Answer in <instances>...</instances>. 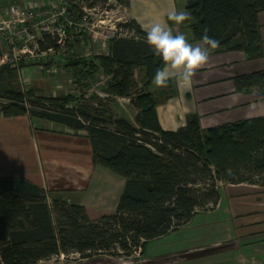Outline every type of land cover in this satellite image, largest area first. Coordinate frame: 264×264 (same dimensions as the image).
I'll list each match as a JSON object with an SVG mask.
<instances>
[{"label": "trees", "instance_id": "16d2710c", "mask_svg": "<svg viewBox=\"0 0 264 264\" xmlns=\"http://www.w3.org/2000/svg\"><path fill=\"white\" fill-rule=\"evenodd\" d=\"M185 11L195 42H202L208 29L220 51L243 50L250 58L263 57L264 0H186ZM120 27L125 37L109 40L107 55L69 59L63 66L76 69L80 85L102 73L109 79L101 88L106 97H42L36 88H21L23 75L18 76L14 65L0 66V99L6 100L0 115H31L86 131L93 165L126 180L117 211L93 220L85 207L61 196L50 201L44 189L26 179L0 178V264H38L61 254H77L82 260L100 255L128 259L139 250L144 255L151 241L187 225L209 204L217 205L220 183L264 188V116L208 129L191 116L178 131H164L158 102L150 92L164 62L153 54L135 21ZM72 31L79 43L82 34ZM40 46L43 51L62 48L50 36ZM26 66L22 60L21 70ZM137 71L143 72L141 85ZM233 80L236 92L264 98V70ZM117 98L130 99L136 107L135 123L112 116L107 102Z\"/></svg>", "mask_w": 264, "mask_h": 264}, {"label": "crops", "instance_id": "0c3cea01", "mask_svg": "<svg viewBox=\"0 0 264 264\" xmlns=\"http://www.w3.org/2000/svg\"><path fill=\"white\" fill-rule=\"evenodd\" d=\"M39 1L46 3L48 0ZM30 2L34 1L0 0V13L5 12L11 4L16 3L26 7ZM120 2L127 20L135 21L143 32L146 33L145 27L149 23L159 21L167 23L174 34L183 33L189 43L201 44L200 41H194L192 31L185 22L176 25L167 18V13L172 8L185 11L186 0H121ZM260 35L263 57L250 58L243 50L220 51L219 48L211 51L209 63L196 72L190 85L180 84L175 78L170 79L168 86L164 88H157L153 84L150 92L158 102L157 113L162 129L176 132L186 126L191 116L199 118L202 129L263 117L264 98L254 93L236 92L233 80L239 75L264 70V13L260 17ZM107 54L89 52L86 59ZM15 67L19 77L23 75V78H28L27 69L22 71L20 63ZM52 72L56 71L52 70ZM121 100L125 99L117 98L107 102L112 116L124 117L135 123L138 112L136 107L132 105L134 115L129 117L121 108L113 104V102L120 103ZM32 119L29 115L17 118L18 122L27 121L25 126L30 130L29 132L23 133V128L9 132L8 128L0 135V178L26 179L44 189L49 195V200L61 196L69 204L85 207L93 220L106 214H114L124 193L126 180L106 168L93 165L92 148L87 132L74 131L48 121H41L42 125L39 124L37 128L34 124L37 122ZM44 125L45 127H42ZM254 188L264 202V188L260 185L220 183V199L217 205L209 204L198 213L221 208L225 189L231 195H238L247 192L244 189ZM239 190L242 192L235 194V191ZM226 201H228L227 196ZM231 205L234 210L242 208V211H246L240 214L245 217L239 216L244 222L239 236H242V240H247L255 250L247 254L252 256L245 257L246 264H254L255 258L259 259V264H264V208L255 202L247 201L240 203L234 200ZM230 214L233 220V215ZM185 226L151 241L146 250L147 252L149 249V253L143 256V260H134L133 264H143L145 261L147 264H209L210 256L207 254L205 258H201L198 249L194 247L197 238L182 234L186 229ZM235 246L234 244L232 247ZM163 249L169 259L161 256L160 252ZM116 263L118 262L112 256L100 255L72 264Z\"/></svg>", "mask_w": 264, "mask_h": 264}, {"label": "rangeland", "instance_id": "374dc122", "mask_svg": "<svg viewBox=\"0 0 264 264\" xmlns=\"http://www.w3.org/2000/svg\"><path fill=\"white\" fill-rule=\"evenodd\" d=\"M33 1L37 2L39 0ZM106 3V0H83L76 5V7L80 10L81 8L90 10L93 7L98 6L100 7V9H107L108 11V13H104L101 18H95L93 15L89 16L87 13L88 19L85 25L88 29L84 27V32L80 30L82 36L78 38L80 40L79 43L75 42V40L77 39L75 36L76 33L72 31L69 35H67V39H64L65 43L62 45V48L58 49V51L49 53L45 57L33 58L31 55H27L24 58V62L27 65L26 77L28 78H23V76L20 78L19 81L22 89L26 90L30 88H36L38 93L40 94L39 96L42 97L65 95H84L85 98H89L87 96L91 95L106 97V95L101 92V88L109 81V79L106 78L102 73L96 75L95 79L86 81V83L83 81V83L80 85L77 83L78 77L75 71L76 69L63 67L69 63H67L69 59H86L88 57H86V55L89 52H93L94 54H107L108 42L111 37L114 38L118 35L125 37V29L122 32H115V30H110L111 26L113 27V25H116V27L118 28V25L120 24L121 26V24L123 23L117 21L120 15H118L117 17L114 15L115 7L112 4L107 6ZM99 19H103L106 24L103 26V28L105 27L106 30L107 26L108 32L102 38L100 37L101 39L98 38L95 40L92 37L91 28H93L95 21H98ZM109 20H112L113 24L109 23ZM120 26L118 30L121 28ZM97 30L100 31L102 29ZM71 44L72 47H70ZM55 57L59 60L57 64L53 63V58ZM51 60H53V62ZM53 66H55L56 72L51 71ZM142 77L143 72L137 71L136 80L139 85L142 84ZM3 102H6V100L0 99V104ZM113 104L118 106V108H121V110H123V112H125V114H127L129 117H133V103L128 99L121 100L120 103L113 102ZM28 107L31 109H35L30 105H28ZM29 117L31 119L33 118L32 120H35L37 122L34 123L37 128L39 127V124L43 123L38 118H34L31 115ZM17 118L19 117L3 118L0 116V135H2V133L8 128L9 132H14L16 131L15 129L19 130L22 128L23 133L29 132L30 130L25 126L27 121L24 120L18 122ZM42 127H45V125ZM221 188L225 187L221 186ZM244 190H246L247 192L238 195H231L229 191L225 189L223 191L224 203L221 208L219 207V209L214 211H202L196 215V217L189 223V225L185 226L186 229L182 234L190 236L191 238H197V243L194 247L198 249V253L201 258H205L207 254L210 256L209 264H246L245 257L252 256L247 254L253 253L255 251L253 246L248 244L247 240H242V236H239V234L242 233V223H244L240 217H245L240 216V214L241 212L246 211H242V208H235L234 210L231 202L234 200L240 203L245 201L255 202L262 208H264V202L262 201V197L259 195L258 191L255 188ZM240 192L242 191H235V194ZM226 196L228 201H226ZM230 213H232L233 215V220L231 219ZM234 244L236 246L232 247L234 246ZM164 252H166L164 249L160 252L162 253L161 256H168V254ZM148 253L149 249L147 252H145L144 255H141L139 250L138 253L134 254L131 258L124 259L113 257V259L118 262L116 264H133L135 263L134 260H143V256ZM199 255L196 256L198 257ZM79 260L82 261L81 257L77 254H61L60 256L53 257L48 261H41L40 263L46 262L47 264H72L73 262H79ZM258 260V258H255L254 264H259ZM247 261H250V259H247ZM143 264H147V262L145 261Z\"/></svg>", "mask_w": 264, "mask_h": 264}, {"label": "built area", "instance_id": "2783aa9c", "mask_svg": "<svg viewBox=\"0 0 264 264\" xmlns=\"http://www.w3.org/2000/svg\"><path fill=\"white\" fill-rule=\"evenodd\" d=\"M82 1L48 0L46 3L34 1L28 3L26 7L16 3L11 4L5 12L0 13V66L6 64L17 66L27 55L33 58L45 57L54 52L52 48L46 51L40 49V41L44 42L47 36L56 39L58 45H63L64 39H67V35L74 28L78 30V33L84 32L83 28H86L85 24L88 19L87 13L95 18H101L104 13H108L107 9L102 10L98 6L90 10L86 8L80 10L76 5ZM106 1L107 6L112 4L115 7L114 15L116 17L120 15L117 21L127 24L129 20L124 16V7L121 2L119 0ZM109 23L113 24L112 20H109ZM104 25L106 24L103 19L95 21L91 28L92 37L95 40L102 38L108 32V27L106 26L105 30ZM119 26L120 24L118 28ZM118 28L113 25L110 30L123 31ZM133 36L134 34L130 33V37Z\"/></svg>", "mask_w": 264, "mask_h": 264}, {"label": "clouds", "instance_id": "9594fccd", "mask_svg": "<svg viewBox=\"0 0 264 264\" xmlns=\"http://www.w3.org/2000/svg\"><path fill=\"white\" fill-rule=\"evenodd\" d=\"M167 18L176 25L191 19L188 12L175 8L168 11ZM145 31L146 43L165 65L153 77L152 83L157 88L167 87L173 78L180 84L190 85L196 72L209 63L211 51L216 50L219 44L207 35L208 29H204L201 44L196 45L189 43L183 33L174 34L167 23L153 21L145 27Z\"/></svg>", "mask_w": 264, "mask_h": 264}]
</instances>
